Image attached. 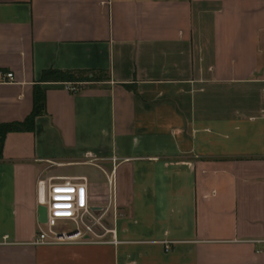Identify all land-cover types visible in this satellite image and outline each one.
Returning <instances> with one entry per match:
<instances>
[{"label":"crops","instance_id":"0c3cea01","mask_svg":"<svg viewBox=\"0 0 264 264\" xmlns=\"http://www.w3.org/2000/svg\"><path fill=\"white\" fill-rule=\"evenodd\" d=\"M36 86L46 113L2 144L0 264H264V0H0V123ZM44 177L86 181L99 240L34 243Z\"/></svg>","mask_w":264,"mask_h":264},{"label":"built area","instance_id":"2783aa9c","mask_svg":"<svg viewBox=\"0 0 264 264\" xmlns=\"http://www.w3.org/2000/svg\"><path fill=\"white\" fill-rule=\"evenodd\" d=\"M6 77L8 81L14 80L13 73H7ZM82 85L83 83L67 82L66 88L77 92ZM86 191L87 184L82 179L70 177L39 179L38 204L47 207L48 219L46 223H40L34 243L61 244L99 240L96 227L106 229L102 222L103 215L95 214ZM112 242H117L115 235Z\"/></svg>","mask_w":264,"mask_h":264},{"label":"trees","instance_id":"16d2710c","mask_svg":"<svg viewBox=\"0 0 264 264\" xmlns=\"http://www.w3.org/2000/svg\"><path fill=\"white\" fill-rule=\"evenodd\" d=\"M108 78L106 71H95L86 69L76 70H59L46 69L44 70L41 82H76L83 84H93L100 81H105ZM45 89L41 86H36L34 91V108L32 113L24 121H14L0 123V158L2 156V144L8 132L25 131L33 129L35 118L38 115L46 113Z\"/></svg>","mask_w":264,"mask_h":264},{"label":"water","instance_id":"95a60500","mask_svg":"<svg viewBox=\"0 0 264 264\" xmlns=\"http://www.w3.org/2000/svg\"><path fill=\"white\" fill-rule=\"evenodd\" d=\"M47 219H48L47 207L44 205H39V207H38V221L41 224H44L47 222Z\"/></svg>","mask_w":264,"mask_h":264},{"label":"rangeland","instance_id":"374dc122","mask_svg":"<svg viewBox=\"0 0 264 264\" xmlns=\"http://www.w3.org/2000/svg\"><path fill=\"white\" fill-rule=\"evenodd\" d=\"M102 222L105 224V225H110L111 223V217H110V214H106L105 216L102 217Z\"/></svg>","mask_w":264,"mask_h":264}]
</instances>
